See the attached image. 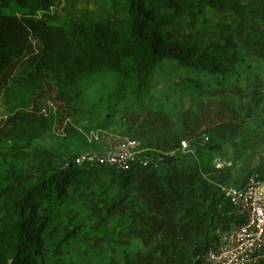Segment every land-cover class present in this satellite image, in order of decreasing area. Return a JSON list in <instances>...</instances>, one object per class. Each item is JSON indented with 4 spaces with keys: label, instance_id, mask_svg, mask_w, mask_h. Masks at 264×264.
Wrapping results in <instances>:
<instances>
[{
    "label": "trees",
    "instance_id": "1",
    "mask_svg": "<svg viewBox=\"0 0 264 264\" xmlns=\"http://www.w3.org/2000/svg\"><path fill=\"white\" fill-rule=\"evenodd\" d=\"M252 58L264 61V0H0V264H206L244 222L216 163L230 128L217 139L215 126L237 134L264 106V84L244 77ZM165 61L216 77L215 94L244 78L248 115L220 101L175 127L146 103ZM118 114L146 164H76Z\"/></svg>",
    "mask_w": 264,
    "mask_h": 264
},
{
    "label": "rangeland",
    "instance_id": "2",
    "mask_svg": "<svg viewBox=\"0 0 264 264\" xmlns=\"http://www.w3.org/2000/svg\"><path fill=\"white\" fill-rule=\"evenodd\" d=\"M244 77H249L250 84H264V61L257 58L248 59L244 65ZM185 78L201 80V88L184 90L185 84L181 81ZM216 80L214 76H205L203 73L194 72L179 66L174 61H165L157 68L152 82L150 94L146 103L150 109L168 111L171 121L177 128L181 127L185 112L190 110L191 117L194 112L212 109L219 106L220 101L232 105L243 116H247L253 104L250 101V89H245V79L239 93L229 94L228 92H215L212 83ZM4 109L0 106V117L4 115ZM116 115L112 124L105 130L107 134L121 137H133L130 131V123L125 118ZM247 125L237 134H234L233 127L215 126L218 139L223 130L229 134L219 138L220 151L216 155L217 167L224 172L228 183L226 188L243 184L249 173L264 172V106L255 109L253 116L248 118ZM233 128V129H232ZM232 131V132H231ZM52 135H44L39 145L42 147L51 146L57 143ZM138 138V137H136ZM143 141V138H138Z\"/></svg>",
    "mask_w": 264,
    "mask_h": 264
},
{
    "label": "built area",
    "instance_id": "3",
    "mask_svg": "<svg viewBox=\"0 0 264 264\" xmlns=\"http://www.w3.org/2000/svg\"><path fill=\"white\" fill-rule=\"evenodd\" d=\"M90 138L97 148L88 150L74 159L78 165L98 164L126 169L136 162L146 164L141 154L145 151L138 139L114 136L106 132L93 133ZM182 149L188 143L181 142ZM244 222L222 233L218 243L205 255L206 264H253L264 248V176L250 174L241 187L225 189Z\"/></svg>",
    "mask_w": 264,
    "mask_h": 264
}]
</instances>
